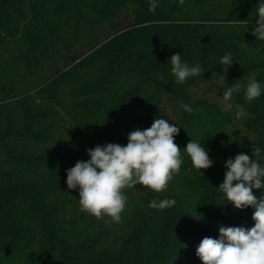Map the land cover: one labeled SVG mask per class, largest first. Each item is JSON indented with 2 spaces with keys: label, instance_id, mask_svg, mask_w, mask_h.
<instances>
[{
  "label": "trees",
  "instance_id": "trees-1",
  "mask_svg": "<svg viewBox=\"0 0 264 264\" xmlns=\"http://www.w3.org/2000/svg\"><path fill=\"white\" fill-rule=\"evenodd\" d=\"M258 3L158 0L152 12L150 0H0V264H202L204 237L254 226V209H235L218 188L239 153L260 148L264 167ZM177 53L202 74L177 83L168 62ZM226 54L233 61L221 87ZM253 73L260 97L249 102L242 88L223 100ZM155 118L180 129L179 173L162 192L125 189L118 223L81 211L67 170L97 145L126 146ZM190 139L212 167L193 166L183 151ZM165 198L176 204L149 207Z\"/></svg>",
  "mask_w": 264,
  "mask_h": 264
},
{
  "label": "clouds",
  "instance_id": "clouds-1",
  "mask_svg": "<svg viewBox=\"0 0 264 264\" xmlns=\"http://www.w3.org/2000/svg\"><path fill=\"white\" fill-rule=\"evenodd\" d=\"M184 0H179L182 5ZM158 0H150L149 11L155 12ZM258 20L252 29V34L259 40H264V0H260L255 9ZM248 25V21H246ZM233 57L226 54L221 58L223 76L219 85L223 87L228 67ZM168 62L177 83H183L190 76L202 74V66H190L182 60V56L173 54ZM244 89L245 98L251 102L261 96L262 87L255 74L247 78L246 86L236 84L223 91V100L231 101L234 92ZM185 111L193 109L181 103ZM226 108L233 105L226 103ZM237 115H245L240 105H235ZM180 129L168 120L154 119L150 128L135 130L128 134V143L122 146L117 143L97 145L87 150L90 157L87 161H77L75 166L67 170V187L69 190L79 189V206L97 219L110 218V223H118L125 208L127 196L125 189H134L137 185L155 192L164 191L173 174L179 173L182 159L181 149L175 143L174 137ZM183 151L190 158L193 166L198 169L212 167L204 146L190 139ZM261 149L255 148L252 156L239 153L235 158L225 162L227 171L219 190L226 195L229 203L235 209L252 207V219L255 222L251 228L224 227L219 228V238L204 237L196 248V255L202 264H264V195L259 199L253 194V189H264V167L258 160ZM253 156L257 159H253ZM176 204L175 199L165 198L152 200L149 207L163 210Z\"/></svg>",
  "mask_w": 264,
  "mask_h": 264
}]
</instances>
